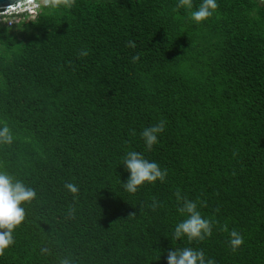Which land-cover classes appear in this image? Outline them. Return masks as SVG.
<instances>
[{"label": "trees", "instance_id": "16d2710c", "mask_svg": "<svg viewBox=\"0 0 264 264\" xmlns=\"http://www.w3.org/2000/svg\"><path fill=\"white\" fill-rule=\"evenodd\" d=\"M202 2L75 0L0 22V130L13 136L0 172L36 191L0 264H167L183 248L264 264V1L216 0L197 24ZM161 121L149 151L141 133ZM130 151L166 169L164 182L128 193ZM177 189L213 222L211 237L173 239L187 218Z\"/></svg>", "mask_w": 264, "mask_h": 264}, {"label": "clouds", "instance_id": "9594fccd", "mask_svg": "<svg viewBox=\"0 0 264 264\" xmlns=\"http://www.w3.org/2000/svg\"><path fill=\"white\" fill-rule=\"evenodd\" d=\"M29 6L39 7L42 4L49 10H58L60 8L70 9L75 0H23ZM178 7H186L191 10L193 7L192 0H179ZM218 8L216 0H203L198 10L191 11L190 18L195 23L199 24L212 16L213 12ZM126 47L135 48L134 41L126 42ZM88 55V50L82 49L78 56L85 57ZM139 60V55L133 56L132 61ZM165 128V122L145 128L141 136L145 142L147 150L151 151L154 144L158 142V134L162 133ZM134 134V133H133ZM13 136L10 129L5 125L0 130V144L11 145ZM126 171L130 172V176L126 183H123L124 189L130 193L135 194L138 187L147 183H155L157 180L164 182L167 176V170H161L156 162H150L145 159L140 153L130 151L124 158ZM65 188L73 195L78 193V187L73 183H67ZM178 208L177 211L181 215H187V218L178 223L175 227L173 239L180 240L186 237L189 243L192 241H203L212 235L213 222L202 217L197 210V203L182 197L180 190L175 192ZM36 197V191L30 187L25 186L21 181L14 180V178L4 172H0V256L12 244H14L13 231L25 220V209L21 206L23 203H30ZM159 202L153 198V202L149 207L154 211ZM206 206V204H203ZM71 211H74L72 209ZM71 214V213H70ZM135 213L130 214L134 216ZM129 216V217H130ZM222 230L228 232L227 225L222 227ZM244 243L243 236L235 229L230 232L229 246L231 251L235 252ZM42 253H49L47 248L41 249ZM59 264H73L70 257L61 258ZM167 264H215L211 258L205 259L203 250H195L193 248L175 249L168 252Z\"/></svg>", "mask_w": 264, "mask_h": 264}, {"label": "built area", "instance_id": "2783aa9c", "mask_svg": "<svg viewBox=\"0 0 264 264\" xmlns=\"http://www.w3.org/2000/svg\"><path fill=\"white\" fill-rule=\"evenodd\" d=\"M37 4H40V1L37 0ZM40 6L43 5L40 4ZM40 6H29L24 3L23 0L2 6L0 7V22L4 26H10L13 22L12 18L14 19V22L18 19L30 20L25 19L26 17H32L31 19H33L36 13L38 12Z\"/></svg>", "mask_w": 264, "mask_h": 264}, {"label": "water", "instance_id": "95a60500", "mask_svg": "<svg viewBox=\"0 0 264 264\" xmlns=\"http://www.w3.org/2000/svg\"><path fill=\"white\" fill-rule=\"evenodd\" d=\"M21 0H0V7L5 6V5H9L12 4L14 2H18ZM260 1H264V0H260Z\"/></svg>", "mask_w": 264, "mask_h": 264}, {"label": "rangeland", "instance_id": "374dc122", "mask_svg": "<svg viewBox=\"0 0 264 264\" xmlns=\"http://www.w3.org/2000/svg\"><path fill=\"white\" fill-rule=\"evenodd\" d=\"M38 1H40V0H38ZM31 18H32V17H28V18L26 17L25 19H31ZM12 21H13V22H12V24H13V23H14V19H13V18H12ZM12 24H11V25H12Z\"/></svg>", "mask_w": 264, "mask_h": 264}]
</instances>
